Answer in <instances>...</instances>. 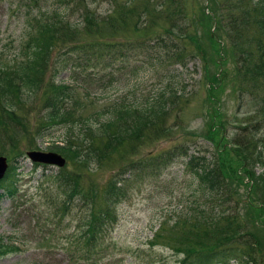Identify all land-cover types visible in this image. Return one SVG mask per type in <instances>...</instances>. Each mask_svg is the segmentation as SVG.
<instances>
[{"label": "rangeland", "instance_id": "1", "mask_svg": "<svg viewBox=\"0 0 264 264\" xmlns=\"http://www.w3.org/2000/svg\"><path fill=\"white\" fill-rule=\"evenodd\" d=\"M126 1L90 0L89 3L85 0L94 16V24L88 29V22L81 23L64 42L52 37L54 43L49 51H45L51 65L41 69L39 86L31 91H18L4 82V92L0 93V155L8 157L10 169L16 167V175L6 180L8 183L14 181V196L4 195L0 200V237L5 243L18 244L20 250L1 254L0 264H180L184 255L175 250V245L182 242L179 238L184 231L182 222L175 223L198 196L195 195L197 185L194 174L187 167L188 156L175 158L157 172L140 173L133 178L128 183L126 199L117 205L116 222L101 237L98 251L90 253L88 259L77 257L80 253L77 250L83 249L84 219L91 215V206L98 208L104 205L108 180L122 168H127L129 161L121 155L145 159L177 144L191 146V152L204 141V134L213 126L221 129L222 141L216 147L227 154L230 164L234 163L239 171L246 165L257 175L263 171L264 164L259 162L261 152L245 143L249 127L256 117H245L243 113H250L249 104L255 105L259 97L264 96V87L257 95L246 96L244 101L249 103L240 106L236 92L238 83L233 86L223 78L224 73L233 69V63L230 59H218L217 55H214L220 65L215 66L218 68L217 81L211 84L205 71L197 72L194 64H200V57H195L194 62L189 64V71L184 70L186 81L180 85L182 96L170 105L165 114L153 117L144 129L153 138L147 137L145 143L137 136H127L128 141L119 143L117 150L113 148V152L105 155L106 159L88 162L79 159L84 157L78 158L53 147L54 144H61L72 131L73 120L89 118L96 124L97 118L101 121L109 117L104 109L120 100L131 102L153 98L168 83L169 77L178 74L177 69H182L179 65L155 68L151 64L154 59L148 61L146 57L139 56L137 58L145 60L144 63L125 60L124 66L128 64V68L122 72L119 70L121 62H115L106 70H97V85H91V93L77 88L76 100L68 102L70 118L66 122L51 123V126L44 124L50 110V106L45 105L52 82H74L71 78L73 70L59 71L55 67L66 44H72L79 38L82 41L97 36L103 37H99L102 40L133 41L142 35L154 36L164 25L165 22L157 19L155 13L148 33L134 30V23L144 20L143 10L147 3L145 0H134L133 7H129ZM76 3L73 2L72 8L65 10L63 0H0V64L4 70L6 66L7 70L11 67L13 84L19 83V78L13 74L15 65L29 60L25 56L30 52L26 45L36 20L66 12V26L72 28L81 19V8H77ZM199 3L206 6L208 1L198 0ZM125 8L132 10L133 15H129L119 29L112 27L110 20L101 17L108 12L117 16ZM150 9L154 10L153 6ZM194 9L187 1V12L193 13ZM211 36L217 40L215 26ZM202 38L210 46L211 39ZM135 66H139L137 74L128 71ZM212 71L216 69L213 67ZM3 74L0 71V75ZM238 78L241 80V76ZM6 99L10 100L11 108L6 105ZM80 127L81 123L74 126L73 135L80 133ZM242 127L246 129L241 130ZM34 149L58 152L67 159V164L59 168L33 162L27 152ZM86 153L85 149L82 154ZM66 176L74 184L73 194L72 183L60 181ZM239 188L246 198L248 186L241 184ZM91 194L93 203L88 202L92 200ZM72 252L76 255L71 256ZM256 264H264V257L258 258Z\"/></svg>", "mask_w": 264, "mask_h": 264}, {"label": "trees", "instance_id": "2", "mask_svg": "<svg viewBox=\"0 0 264 264\" xmlns=\"http://www.w3.org/2000/svg\"><path fill=\"white\" fill-rule=\"evenodd\" d=\"M63 1L65 10L72 8L73 2H77V8H81V19L72 26L74 31L66 26V12L53 13L50 17L36 20L35 29L31 31L26 45L30 52L25 53V56L29 60L15 65L14 68L13 74L19 78L18 84L15 85L11 81V67L7 70L6 66L4 70L0 64V71L4 73L0 75V93L4 92V82L18 91H31L39 86L42 80L41 69L51 65L45 51L51 49L54 43L52 37L64 42L81 23L88 22L87 28L91 29L95 22L94 16L91 15V9L85 0ZM88 1L90 3V0ZM95 1L97 0H93ZM187 1L195 8L193 13L187 12ZM207 1V5L203 6L198 4V0H145L147 4L143 10L144 20H137L133 27L138 32L148 33L149 27L152 26L151 19L156 13V18L165 23L154 36L142 35L133 41L102 40L100 38L103 37L97 36L82 41L79 38L72 44H66L59 53L58 65L55 67L59 71L73 70L71 78L74 84L52 82L45 105L50 106V110L48 120L44 122L50 126L53 125L51 123L56 124L63 120L66 122L70 118L68 102L76 100L77 88H82L87 93L92 92L91 85H97L95 74L98 69L106 70L120 61L122 65L119 70L125 72L128 64L124 66V61L139 63V56L146 57L148 61L154 59L151 64L155 68H172L179 65L182 69L179 71L176 68L178 74L173 75L174 79L170 76L168 83L153 98L131 102L120 100L104 109L105 115L110 114L109 117L101 121L97 118L96 124L89 118L73 120L72 131L62 140L64 144L54 147L68 151L78 158L84 157L79 158L84 162L102 161L106 159V154L113 152V148L117 150L119 143L128 141L127 136H137L143 143L147 141V137L153 138V135H149L144 129L155 115L165 114L170 105L182 96L180 85L186 81L184 70L189 71V64L194 62L197 56L200 57V64H194L195 69L197 72L205 71V76L211 84L218 79V68L215 66H220L219 57L230 59L233 69L224 73L223 78L233 83V86L238 83L236 92L240 106L248 104V100L244 101L246 96L257 95L264 87V0ZM126 5L133 7L134 0H127ZM152 6L154 10L150 9ZM127 10L129 9H123L117 16L108 12L101 17L104 20L107 18L112 22V27L119 29L127 17L133 15L132 10L128 13ZM213 26L217 40L211 36ZM203 36L208 41L211 39L210 46L203 42ZM214 55H217L218 59H215ZM140 62L144 63L145 60ZM213 67L216 71H212ZM138 68L139 66H135L128 71L137 74ZM109 81L113 83L112 80ZM5 102L7 106L11 103L8 99ZM249 105L250 113L243 115L255 116L256 119L249 127L245 143L248 142L254 149L258 148L261 152L259 162L264 164V96H260L255 105ZM78 123H81L78 131L80 133L73 135V128ZM222 125L223 123L221 127ZM220 135L221 129L210 126L204 134V141L191 152V146L177 144L145 159L138 160L133 155H121L129 161L127 168H122L108 180L104 205L98 208L91 206V215L84 219L86 230L81 236L83 249L77 250L80 252L77 257L88 259L90 253L98 251L101 237L116 222L117 205L126 199L128 183L133 178L140 173L148 174L153 170L157 172L175 158L188 156L187 167L194 174L197 185L195 195L198 196L175 223L176 225L182 222L184 231L179 238L182 242L175 245V250L184 255L180 264H231L236 261L240 264L258 263V258L264 257V165L259 175L246 165L239 171L234 163H229L227 154L217 148L222 141ZM85 149L87 153L84 155L82 153ZM15 175L12 167L4 180L0 181V200L4 195L14 196V181L8 183L6 180ZM246 178L248 182L245 183ZM60 181L64 184L72 183L67 176ZM241 184L249 188L246 198L240 191ZM73 188L72 183V194L75 193ZM2 189L5 191L1 192ZM92 195L89 203L94 201ZM14 250L19 251L18 246L5 243L0 237V255ZM73 255H76V252H72L71 256Z\"/></svg>", "mask_w": 264, "mask_h": 264}, {"label": "water", "instance_id": "3", "mask_svg": "<svg viewBox=\"0 0 264 264\" xmlns=\"http://www.w3.org/2000/svg\"><path fill=\"white\" fill-rule=\"evenodd\" d=\"M29 157L34 162H42L47 164L57 165L62 167L66 164V158L63 157L61 154L53 151H39V150H32L28 152ZM8 168L7 158L5 156H0V180L6 173Z\"/></svg>", "mask_w": 264, "mask_h": 264}]
</instances>
